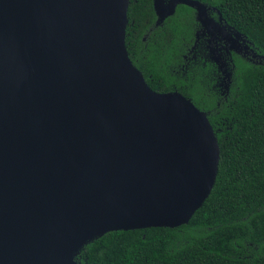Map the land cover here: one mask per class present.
<instances>
[{"label":"water","instance_id":"obj_1","mask_svg":"<svg viewBox=\"0 0 264 264\" xmlns=\"http://www.w3.org/2000/svg\"><path fill=\"white\" fill-rule=\"evenodd\" d=\"M130 1L0 0V264H80L110 232L188 224L212 193L214 128L132 62ZM153 5L158 25L185 5L239 45L200 1Z\"/></svg>","mask_w":264,"mask_h":264},{"label":"trees","instance_id":"obj_2","mask_svg":"<svg viewBox=\"0 0 264 264\" xmlns=\"http://www.w3.org/2000/svg\"><path fill=\"white\" fill-rule=\"evenodd\" d=\"M198 1L258 56V64L235 56L225 95L213 74L209 82L199 68L181 73L197 27L188 6L157 26L153 0H131L126 46L152 90L179 91L207 113L221 150L212 193L188 224L110 232L84 248L80 264H264V0Z\"/></svg>","mask_w":264,"mask_h":264},{"label":"flooded vegetation","instance_id":"obj_3","mask_svg":"<svg viewBox=\"0 0 264 264\" xmlns=\"http://www.w3.org/2000/svg\"><path fill=\"white\" fill-rule=\"evenodd\" d=\"M204 4L208 8V16L210 17V19L216 22L223 31L230 34L236 41L239 40L238 36L236 35L237 32L226 25L218 9L211 4ZM192 10L194 11V18L196 20L197 27L194 34V42L192 45H190V47L187 49V52L183 55L182 65H179L181 73L183 75H186L189 69L199 68L200 70H202V75H205V77L208 78L209 82H213V78L209 77L210 73L213 74V76L216 77V82L213 84V90L223 96L225 95V92L228 91L229 85L231 84L232 75L228 80L227 70L231 73L234 70L235 56H240L245 60L252 61L256 64H258L259 61L256 60V57H253L254 53L250 47L249 49H245V45H247V43H245L244 45L242 44V42L245 41L244 37L240 36V40L238 42L239 45H236L230 40L224 38L219 30H213L215 33L212 31L209 32L206 27L199 21L198 12L193 8ZM155 25L158 26V17ZM211 49L216 51V55L218 59H220V61L217 60V57H215ZM223 61L227 63V65H223L222 67L221 62ZM199 66H201L202 68H200ZM211 68H213L212 72H210L209 70Z\"/></svg>","mask_w":264,"mask_h":264},{"label":"rangeland","instance_id":"obj_4","mask_svg":"<svg viewBox=\"0 0 264 264\" xmlns=\"http://www.w3.org/2000/svg\"><path fill=\"white\" fill-rule=\"evenodd\" d=\"M254 53V52H253ZM253 57H257L256 55L253 54ZM258 61V59H256Z\"/></svg>","mask_w":264,"mask_h":264}]
</instances>
